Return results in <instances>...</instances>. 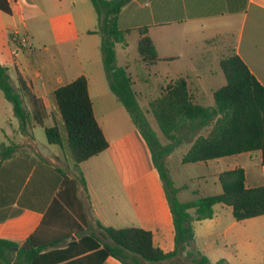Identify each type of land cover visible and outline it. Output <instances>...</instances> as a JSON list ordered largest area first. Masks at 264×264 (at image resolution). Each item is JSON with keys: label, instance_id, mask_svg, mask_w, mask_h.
Returning a JSON list of instances; mask_svg holds the SVG:
<instances>
[{"label": "crops", "instance_id": "0c3cea01", "mask_svg": "<svg viewBox=\"0 0 264 264\" xmlns=\"http://www.w3.org/2000/svg\"><path fill=\"white\" fill-rule=\"evenodd\" d=\"M7 1L12 13L0 12L23 25V31L17 28L10 30L13 41L21 48L24 46L19 38L23 33L28 35L29 41L35 37V33L28 30L27 13L32 14L36 10L48 21L49 27L45 31L50 43L39 48L44 59L41 66L36 51H31V44L22 49L25 59L17 48L13 54L17 76L31 85L33 92L43 100L48 112L45 125L56 123L59 126L62 144H49L44 128L38 125L33 128L32 136L22 133L12 103L4 93L0 95V144L19 146L17 152L0 166V240L20 247L35 235V242L42 245L70 233L60 227V205L65 209L67 206L59 199L58 193L65 176L76 179V174L54 93L84 75L95 117L109 146L81 164L87 191L78 183L77 200L71 199V203L81 214L85 225L76 216L75 219L86 235L95 238L100 232L98 222L105 227H139L153 233L154 246L166 253L173 251L175 229L164 183L152 163L140 131L110 89L100 50L102 36L89 33L97 30L99 25L92 1L57 0L59 7L48 12L28 4L31 0ZM53 17L61 19L63 27L69 30V38L61 42L57 40L52 27ZM118 23L129 34L127 47L116 46L117 65L127 69L133 78V87L138 83L148 90L158 87L161 94L171 81L183 77L187 79L196 102L213 106V92L226 84V78L220 63L210 60L200 65L197 59L206 52L213 53L216 59L220 52L227 51V54L235 52L239 55L264 86V0H132L122 8ZM144 27L161 59L149 66L140 57L132 62L128 53L130 38L138 43V30ZM215 37H219L220 42H206ZM183 58H188V68L171 69L169 64ZM133 68L135 77L131 74ZM12 82L17 85L16 81ZM138 94L140 103L142 93ZM150 94L152 92L146 95ZM253 154L259 157L260 169L252 165ZM199 163L214 165L217 180L221 172L241 167L245 170L247 187L264 185L261 152ZM220 164L226 168H221ZM182 191L180 189L178 193L179 200L188 201L181 198ZM197 192L198 197L200 192ZM213 220L194 222V239L197 238V226ZM203 230L206 237L215 235L214 225L206 224ZM70 240L78 241L79 237L72 234L66 243ZM63 245L58 249L65 248ZM17 251L16 247L0 243V264H27L19 261ZM206 251L203 248L199 252ZM222 259L229 264L242 263L237 257ZM141 263L147 264L143 260ZM103 264L124 263L110 256Z\"/></svg>", "mask_w": 264, "mask_h": 264}, {"label": "trees", "instance_id": "16d2710c", "mask_svg": "<svg viewBox=\"0 0 264 264\" xmlns=\"http://www.w3.org/2000/svg\"><path fill=\"white\" fill-rule=\"evenodd\" d=\"M99 19L97 30L102 36L100 50L106 77L111 91L124 105L133 123L140 131L150 151L152 163L164 183L166 196L173 215L175 248L166 253L154 246L153 233L139 227L114 228L97 223L100 235L110 241H103L86 235L81 226L85 222L77 213L71 199L77 200L76 186L79 183L87 191L81 164L104 152L109 144L100 127L90 98L88 81L84 75L58 88L55 101L73 158L76 179L65 176L59 199L62 205L59 217L60 227L70 231L59 238L39 245L32 235L19 247L18 244L0 240L18 248L19 261L27 264H103L108 257H114L124 264H159L173 261L188 248L187 255L198 264H229L225 259L210 262L207 257L192 247L195 232L194 222L212 219L216 205L232 208L236 221L264 216V185L246 186L245 170L235 168L218 175L222 191L219 194L198 196L193 200L180 201V188L171 179L165 158L182 143L181 134L192 133V145L182 157V164L208 162L243 153L261 152L264 165V86L235 52L220 59V67L226 84L213 92L214 105L206 106L196 102L186 78L171 81L162 93L149 102L148 111L139 103V94L134 90V81L125 67L117 65L116 46L127 47L128 30L120 28L118 17L122 8L132 0H91ZM0 10L11 14L7 0H0ZM137 49L142 62L154 65L160 61L157 49L147 28H140ZM219 37L207 40L212 43ZM171 60V59H168ZM0 89L12 103L22 133L32 136L33 128H44L49 144H62L59 126H46L48 117L43 100L31 85L17 76V85L12 82L9 68L0 64ZM151 113L168 144H163L148 119ZM205 132V133H203ZM19 146L0 144V166L9 159ZM72 192V194H70ZM68 195V199H67ZM71 198H70V196ZM198 195V192H195ZM193 211V213L191 212ZM74 214V215H73ZM76 216L80 223L75 219ZM72 234L78 241L70 240ZM63 249H58L64 246ZM44 252V253H42Z\"/></svg>", "mask_w": 264, "mask_h": 264}, {"label": "rangeland", "instance_id": "374dc122", "mask_svg": "<svg viewBox=\"0 0 264 264\" xmlns=\"http://www.w3.org/2000/svg\"><path fill=\"white\" fill-rule=\"evenodd\" d=\"M27 3L39 6L44 12H48L51 9L54 10L55 7H59L57 0H31V2L28 1ZM27 24L29 32L35 33L34 39L30 38L29 47L31 44V51H36V55L41 66L44 59L39 48H42V46L50 43V40L47 39L48 34L45 31L48 29L49 24L47 19L38 14L36 10L32 14L27 13ZM52 27L54 28L55 36L59 42L69 38L70 34L68 35L67 33L69 30L63 27V23L60 18H52ZM13 28H17L19 31L24 30L23 25L19 23V21L15 22L12 18L2 16L0 12V64L9 68L12 81L17 82V72L13 54L15 50L14 48H17L19 54L23 55L21 56L23 57L22 59H25V56L22 54V49L24 47L21 48L20 45L12 39L10 30ZM215 42H220V40ZM227 52H220L216 59L213 56V53L206 52V54L204 53L197 59V62L201 65L206 62H210V60H214L216 61L215 63L218 64L220 59L226 56ZM128 53L132 62L140 57L137 49V42L134 41V38H130ZM189 65L188 58H183L175 63L169 64L171 69H186ZM135 71V68L131 70V74L134 77L136 74ZM157 83L160 82L157 81ZM133 88L136 92L142 93L140 105L145 111H148L149 102L159 96L161 92V89L158 87H153L148 90L143 85H140V83ZM148 92H152V94L146 95ZM0 95H3L1 89ZM148 119L153 129L157 132L161 142L164 145L168 144L169 141L164 138L153 115L149 112ZM63 132L65 133V131ZM65 134L67 142V133ZM181 141L182 143L172 152V154L165 158L166 166L171 179L175 182V186H180V189L183 190L181 198L183 200H193L197 198V196L193 194V192L195 193L196 191L200 192L199 196L221 193L222 187L220 182L214 176V172L216 170L214 165L211 164L207 166L201 163L182 164V157L190 148V132L182 133ZM251 162L256 169H260L261 166L257 154H253ZM220 166L221 168H226L223 164H220ZM191 212L193 213V211ZM213 218L215 220L211 222L207 221L202 225L197 226V238L194 239L192 244V247L195 250L202 251L203 248H206V253L201 254L210 259V262H216L222 258L234 259L237 257L242 260L241 264H264V216L244 221H236L232 215L231 207L217 205L215 207V214ZM206 224L215 226V235L212 237H206V232L203 230ZM98 236L103 241H110L109 239L103 238L100 235V232L98 233ZM190 249L191 248H188L182 255L175 258L173 261L178 264H198L191 256L187 255ZM159 264H172V261L161 262Z\"/></svg>", "mask_w": 264, "mask_h": 264}, {"label": "built area", "instance_id": "2783aa9c", "mask_svg": "<svg viewBox=\"0 0 264 264\" xmlns=\"http://www.w3.org/2000/svg\"><path fill=\"white\" fill-rule=\"evenodd\" d=\"M19 40L22 46L29 47V38L26 33H23L21 37L19 38Z\"/></svg>", "mask_w": 264, "mask_h": 264}]
</instances>
